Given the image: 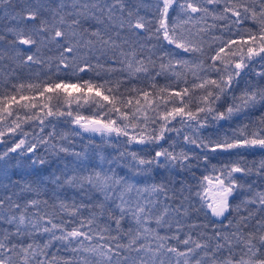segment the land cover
<instances>
[{
	"label": "snow or ice",
	"instance_id": "6c2138e0",
	"mask_svg": "<svg viewBox=\"0 0 264 264\" xmlns=\"http://www.w3.org/2000/svg\"><path fill=\"white\" fill-rule=\"evenodd\" d=\"M18 5L19 11H16ZM0 7H11L12 11H6L5 16H11L18 22L17 26L6 28V32L14 36L9 43L22 64H43L38 55L40 46L52 43L59 50L54 74L71 70L73 74L96 71L99 75L97 70H104L108 73L127 72L129 77L142 74L150 80L147 89L132 86L121 92L123 79L102 83L86 80L80 84L63 80L56 82L49 78L36 83L11 84L16 92L0 94V139L17 130L25 137L0 153V189H3L0 193V264H264V217L256 218L257 214L264 213V191H255L238 205L230 204V198L245 187L234 174H254L264 178V160L253 162L249 167L243 156L237 153L240 159L219 167L213 165V174L202 177L200 190L195 193L199 198L198 207L190 202L187 207L183 203L175 207L164 203L158 210L161 194L164 201L176 200L178 196L187 200L188 197L183 196L187 186L176 190L162 182L138 187L120 175L116 166L130 157L135 162L132 169L137 174H149L155 167L186 170L193 166L190 162L199 160V157L184 150L175 152L163 147L155 151L152 158L125 150L110 159L101 155L100 161L109 165L103 169L99 165L89 166L84 154L61 146L59 152L76 159L71 167L65 164L58 174H52L50 182L99 194V199L91 205L94 210L88 217L79 219L78 225L70 230L64 222L56 223L50 214L41 213L39 205L47 201L33 198L22 204L21 194L38 195L39 188L26 181L14 180L9 175L11 153L18 150L20 154L35 153L40 144L56 149L54 144H50L55 137L54 129L47 139L40 137L36 143L26 145L28 133L23 132L21 125L38 121L43 132L45 120L49 117H73L71 110H59V102L70 105L69 98L79 104L72 97L73 91L92 94L93 104L104 109L103 113L97 114L99 118L78 114L73 117L71 123L79 125L86 133L125 137V145H145L159 144L166 134L175 132L181 135L183 129L188 128L190 134H184L183 139L187 144L204 150L202 159L206 164L208 153L264 150V115L242 124L230 136L205 139L199 135L209 121L228 120L234 115L250 112L257 105H264L262 86L249 84L238 96L233 94L234 84L238 83L241 74L245 70L253 71L250 68L253 62L261 68L254 71V75L264 79V0H0ZM153 9L155 12L150 17L148 13ZM170 10L173 12L171 21ZM209 17L213 21L227 23L208 24ZM249 19L258 23L257 30L242 27ZM218 27L229 35L211 36V41L219 47L209 57L211 63L208 67L202 59H176L174 54L166 51L157 55L161 42H165L192 57L203 56L205 45L211 47L205 36ZM122 32L130 35H122ZM4 39L0 35V41ZM17 45H36V50L27 54ZM2 53L0 50V58ZM101 58L110 62L109 67L105 68L100 63ZM93 60L97 62L94 64ZM157 61H160L159 70L154 71ZM48 68L53 70L52 63ZM169 72L177 85H187L189 74L194 82L190 87L174 88L169 84L157 88L156 77ZM211 73H216L217 78H211ZM25 89L36 92L46 102L39 104L35 96L24 95ZM195 90H200V94L198 106L192 110L189 103ZM46 93L54 94L58 103L49 106L47 101L53 97L46 96ZM229 95L232 103L225 111H219L217 102ZM13 103L17 105L15 109ZM21 110H26L23 117ZM10 117L11 121L5 123ZM173 121L181 127L177 128ZM46 162L40 157L32 160L33 164L44 165ZM247 187L251 192L252 186ZM16 188L19 192L13 191ZM151 196L156 199H151ZM251 205L258 207L253 210L249 207ZM59 207L78 217L80 210L89 205L73 203L69 206L61 201ZM29 208L36 210L29 212ZM205 209L208 210L205 215L210 212L213 217L225 219V214L231 209L236 217L228 219L227 225L222 221L214 223L212 235L207 236L204 242L193 240L190 234L181 239L182 225L176 216L188 217L192 212ZM101 218L108 223L96 230L93 226ZM125 222L128 224L126 228ZM174 224L175 232L161 234L160 229L171 230ZM202 227L207 228L208 225ZM206 235L201 232V236ZM169 241H177L185 247L181 250ZM61 252L69 255H61Z\"/></svg>",
	"mask_w": 264,
	"mask_h": 264
},
{
	"label": "trees",
	"instance_id": "16d2710c",
	"mask_svg": "<svg viewBox=\"0 0 264 264\" xmlns=\"http://www.w3.org/2000/svg\"><path fill=\"white\" fill-rule=\"evenodd\" d=\"M11 12V7L5 9L0 7V35L5 37L4 40L0 41V50H3L2 58H0V94H5L10 92H16L15 89L11 88V84H19V83H36L42 80H47L51 78L52 81L59 82L63 80L68 83H80L83 81L91 80L94 83H102L105 80L114 81L117 79H123L124 83L121 85L120 91L124 92L125 88H130L135 86L137 88H145L147 89L150 84V80L145 78L142 74L139 76L129 77L127 72H114L108 73L104 70L99 71V75H97L96 71H86L83 73L73 74L71 70L61 71L59 74H54V66H55V58L59 55V50L57 49L55 44L49 43L47 46L41 45L40 53H38L39 57L44 61L43 64H22L19 59L15 57V53L12 49V45L9 41L14 39V36L11 33L6 32V28L17 26L18 22L11 19V16H5V12ZM16 11H19V5L16 8ZM155 9L148 13L151 17ZM142 14L144 12L142 11ZM50 15V14H46ZM173 16V12L170 10L169 19ZM216 23L217 25L226 24L227 21H213L211 17L208 18V24ZM31 24V22H29ZM243 28H249L252 30H257L259 25L256 21L251 19L245 20L242 25ZM130 35V33L122 32V35ZM228 36V33H222L220 28L213 29L210 33L205 36V39L211 44L209 47L207 44L205 45V54L200 56L199 54L196 57H192L189 54H184L178 49H174L172 46L166 45L165 42H161V47L157 51V55L161 52H170L175 55L176 59L186 58V59H195V60H203L205 67L211 63L209 57L214 54L216 48L219 47L218 44L213 43L211 41V36L213 35H221ZM152 43H155L153 41ZM17 47L21 48L27 54H31L35 52L36 45L31 47L25 45H17ZM110 55V54H109ZM156 57L154 56L153 59ZM94 64L97 62L96 60L92 61ZM167 62L166 60L164 61ZM52 63L53 70H49L48 64ZM100 63L104 64V67H109L110 62H106V58H101ZM159 63L157 61V67L154 71L159 70ZM250 68L253 71L245 70L244 73L241 74V77L238 80V83L234 84V95L238 96L241 91L248 86L258 85L264 87V79L256 77L254 75V71L261 70L260 65L253 62L250 65ZM203 75V73H201ZM211 78H217L216 73H211ZM174 77L171 73H167L165 75L157 76L155 79V84L157 88L164 87L165 85L171 84L174 88L180 87H190L194 82L191 74L188 75V84L185 85L183 83L177 85L174 83ZM5 80H8V83H5ZM95 89L93 90L94 93ZM103 91V90H102ZM23 94L29 97L35 96L36 102L39 104H43L46 102L43 97H39L36 92L29 91L27 89L23 90ZM105 94H107L105 92ZM200 94V90H195L192 93V99L189 103V107L192 110H195L198 106L197 97ZM46 96H52L53 98L47 103L49 106L56 105L58 103L56 97L52 93H46ZM92 94H81L79 92L73 91L72 97H75L76 100L79 101V104L76 103L72 98H69L70 105L67 103L59 102L61 111L71 110L73 112V117L78 115H82L84 117H93L99 118L98 113H103L104 109L97 107L93 104L91 100ZM188 98L185 97V100ZM17 100H19V95H17ZM24 103V101H21ZM232 103L231 95L222 97L219 102L216 104V108L219 111H225V109ZM106 104V102H105ZM13 109L17 107L15 103L12 105ZM55 110V109H54ZM26 110H21L20 115L23 117ZM203 115V114H201ZM264 115V105H257V107L251 110L248 113H241L238 115H234L231 119L228 120H220L218 122L213 123L209 121V124L206 128L202 129L199 135L203 136L205 139H218L223 138L226 135L230 136L232 132L241 126L242 124L249 123L250 121H255L259 117ZM73 117L61 116V117H49L45 120L44 131H40V125L38 121H29L26 123H22L21 127L23 132L28 133L26 138V145L28 143H36L40 137L48 138V134L55 130V137L51 139L50 144H54L56 149L53 150L49 145L40 144L37 147L35 153H26L20 154V150L17 153L10 154V164H9V175L14 180H21L22 182L32 183L33 186H38L39 194L36 193H23L20 197V202L23 204L27 200L30 199H38L41 201H47L46 204L41 203L39 205V209L41 213L50 214L54 222L61 223L64 222V226L67 229H71L78 225L79 219H83L89 216L90 211L94 210L91 208V205L99 199V194H93L91 191L85 193L84 190L74 188L71 186H57L50 182V177L52 174H58L63 168L65 164H68L71 167V163L76 159V157L67 154L61 153L58 149L63 146L69 148L73 152H78L84 154L87 157V163L91 167H95L97 165L100 168L106 169L109 167L108 164H103L100 161V156L103 155L105 158H112L118 154L120 151H129V152H137L139 156L144 158H152L155 154V151H158L163 148H168L170 151L179 152L184 150L189 152L190 155L195 157H199L200 159H193L190 163L193 165L189 169H182L180 167H155L152 169L149 174H137L133 171L132 165L135 164L134 161L131 160L130 157H126L124 161L121 162L119 166H116V171L122 175L127 177L130 182L135 183L138 187H144L149 184H159V183H167L170 188L181 190L187 186V190L183 191V196L188 197L187 200H181L178 196L176 200H168L164 201L163 195H160L161 204L157 205V209H162L164 203H168L175 207L179 203H183L185 207L188 206L189 202L192 205L199 206V198L195 195L197 191L200 190L199 184L202 180V177L205 175H212V166L216 165L219 167L224 163H228L233 160L240 159L241 154L243 156L244 161L247 163L249 167L253 166V162H259L260 160H264V150L260 149H252V150H230L229 152H220L216 153H208V162L207 164L203 161L202 156L205 154L203 149H197L194 145L187 144L184 139V134H190V130L188 128H184L181 135H177L175 132L166 134L164 140H161L159 144H145L140 145L137 143H131L125 145L124 141L127 139L125 137H116L115 135L103 139H98V133H86L83 132L79 125L71 123ZM105 119L107 117H104ZM113 118H115V114H113ZM11 117L8 123L11 121ZM179 120V117L177 118ZM51 122V123H49ZM119 123V121H117ZM177 128H180L181 125L177 123V121L172 122ZM2 127V126H0ZM152 127H156V125H152ZM76 133H80V135H76ZM63 137V138H62ZM25 137L21 134L20 130H17L16 133L6 134L2 139H0V153H3L8 148L14 146L20 139H24ZM171 146V147H170ZM40 157L45 159L47 162L44 165L33 164L32 160ZM98 168V170H100ZM238 182L245 185L242 190L237 191L232 198H230V204L238 205L240 202L252 195H254L255 191H264V178L258 177L256 175L242 176L237 173L234 174ZM248 185L252 186V191H248ZM13 191L19 192V188L13 189ZM3 192V189H0V193ZM145 196H148L146 193ZM151 199H156L155 196H151ZM63 201L67 203L69 206L75 203L79 205L81 203L85 205H89V207L83 208L80 210L79 216H72L68 212L62 210L59 205L60 202ZM250 209H255L257 205L249 206ZM36 209L29 208V212H34ZM208 210H201L200 212H192L188 217L176 216V219L180 220L182 228L180 230L181 239L185 238L186 234H190L193 240H200L204 242L207 236L212 235V225L214 223L223 222V225H227L228 219H235L236 214L229 210V213H226L225 218H217L211 216L210 212L205 215V212ZM246 214V213H243ZM170 215L175 216V213H171ZM264 217V213L257 214V219ZM108 223V221L104 218H101L96 225L93 227L96 230H99L104 224ZM255 221H253V224ZM190 225H197L196 227H190ZM202 225H208L207 228L202 227ZM155 226L154 224L152 225ZM124 227H128L127 222H125ZM251 229H245V231H249ZM161 234H169L176 231L175 224L171 230L169 229H160ZM201 232L206 233V236H201ZM59 234V233H57ZM115 234V233H113ZM43 239H46L43 238ZM41 239L40 242H43ZM28 242V241H26ZM95 243V241H93ZM170 244H173L181 250L184 249V245L179 244L177 241H169ZM227 253H224L226 255ZM61 255H69L67 252H61Z\"/></svg>",
	"mask_w": 264,
	"mask_h": 264
},
{
	"label": "rangeland",
	"instance_id": "374dc122",
	"mask_svg": "<svg viewBox=\"0 0 264 264\" xmlns=\"http://www.w3.org/2000/svg\"><path fill=\"white\" fill-rule=\"evenodd\" d=\"M97 138L98 139H103V138H106L105 136H101L99 133L97 134Z\"/></svg>",
	"mask_w": 264,
	"mask_h": 264
}]
</instances>
